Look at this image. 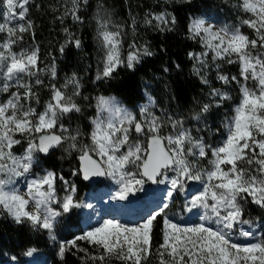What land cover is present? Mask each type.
<instances>
[{
  "label": "snow or ice",
  "instance_id": "snow-or-ice-1",
  "mask_svg": "<svg viewBox=\"0 0 264 264\" xmlns=\"http://www.w3.org/2000/svg\"><path fill=\"white\" fill-rule=\"evenodd\" d=\"M87 2L83 0V4ZM30 3L31 0H0V17L3 18L0 33L5 34L0 39V92L9 94L0 102V209L18 224L28 222L34 229H46L51 234L56 218L61 215L53 205L64 213L75 207L91 208V204L74 200L75 185L62 175L51 171L33 174L38 154L47 155L50 150L68 143L66 151L79 153L80 166L72 175L82 174L85 180L94 176L110 177L118 185L111 199L124 201L151 181L170 183L165 197L168 200L173 197V191L182 190L187 181H199L202 190L186 199L185 210L203 211L199 216L201 223L192 226H182L168 218V203L158 206L138 223L107 219L67 245L61 244V257L71 247L84 252L90 264H113L114 261L149 264L153 255L154 223L163 217L162 243L155 249L159 264H264V237L248 244H238L231 239L238 228L242 237L256 235L243 228L251 223L243 219V205L249 197L253 204L264 209V0H240L238 5L249 16L241 23L253 30L255 38H250L239 26L214 28L200 19L193 20L189 26L191 37L199 38L206 49L201 53H189L196 61L193 74L200 77L202 84H209L204 71L209 67L206 59L209 52L213 54V62L239 64V78L220 74V64L215 65L216 78L224 85L236 82L240 91V102L226 122V138L216 146L193 137L181 120L171 116L166 124L172 131L163 135L165 122L148 107L141 108L137 118L122 108L115 97L103 96L97 98V115L91 121V143L82 145L79 129L73 131L63 123L73 113L82 112L76 100L81 95L82 85L75 74L60 87L49 86L51 98L43 111L32 107V101L38 103L33 78L35 85L44 86L39 77L44 69L38 67V49L19 54L13 51L23 34L33 27L26 19ZM71 5L64 15L70 14L73 21L82 22L78 15L81 0H71ZM152 19L167 23L164 13ZM61 20L63 22V18ZM96 23L97 37L105 51L103 69L98 72L97 80L111 78L121 66L134 69L142 56L152 55L147 47L133 42L128 45L126 57L122 58L121 26L112 31L106 11L99 10ZM150 23L146 17L145 24ZM135 24L133 18V33ZM64 31L68 35L66 45L71 43L80 48L81 41L67 28ZM66 45L61 46V52ZM50 74L55 78L54 65ZM248 81L254 82V87H249ZM69 88L71 92L66 91ZM209 95L217 107L231 99L226 91L216 88ZM211 107V103L204 104L201 112L206 113ZM193 118L199 119V115ZM23 141L26 147L23 154L18 155L15 146ZM94 155L98 159H94ZM204 159L210 167H199ZM168 172L174 176L169 178ZM162 176L164 179H159ZM21 177L26 183L23 193L15 187ZM57 182L64 185L62 198L58 196ZM212 224L216 227H211ZM77 240L86 241L98 254L79 248ZM27 254L30 255L31 250Z\"/></svg>",
  "mask_w": 264,
  "mask_h": 264
},
{
  "label": "trees",
  "instance_id": "trees-1",
  "mask_svg": "<svg viewBox=\"0 0 264 264\" xmlns=\"http://www.w3.org/2000/svg\"><path fill=\"white\" fill-rule=\"evenodd\" d=\"M239 3L240 0H88L87 4H83L81 0L78 15L82 22H75L70 14L64 15L72 7L71 0H31L26 19L32 22L33 27L13 46V50L23 52L38 49V67L44 69L39 73V77L44 81V86L35 85L33 78V91L37 93L38 103L34 100L31 106L43 111L51 98L49 86L55 84L60 87L75 74L82 85L81 95L76 97L82 112L73 113L65 118L63 123L73 131L79 129L82 133L79 142L82 145L91 143L89 133L93 127L91 121L97 115V98L113 96L137 118L143 107H148L149 111L161 117L165 122L163 135L172 131L170 125L166 124L167 118L171 116L181 120L184 128L188 129L193 137L202 138L208 144L216 146L226 138V122L232 117L235 105L240 102V91L236 82L224 85L216 78L215 65L220 64V74L229 78L232 76L239 78V64L213 62V54L209 52L206 57L209 67L204 70L209 84H202L200 77L193 74V65L196 61L189 57V53H201L206 49L199 38L191 37L189 26L195 19L213 17L230 28L239 26L250 38H255L253 30L241 23L249 16L238 7ZM98 10L106 11L111 20L112 31L117 30L116 26H121L122 58L126 57L128 45L133 42L138 46L147 47L152 55L142 56L141 62L134 69L121 66L111 78L97 80L98 72L103 69L102 61L105 55L97 37ZM161 13L165 14L167 23H159L152 19ZM146 17L151 20L150 24H145ZM133 18L136 21L134 33ZM66 28L74 38L81 41L80 48L71 43L66 45L68 40V35L64 31ZM63 45L66 46L61 52ZM53 65L56 71L55 78L50 74ZM248 86L254 87V82L248 81ZM213 88L226 91L231 99L219 107L215 106L209 95ZM12 90L15 89H10ZM20 91L23 92V89ZM66 91L71 92V88ZM8 95L0 92V102L6 100ZM210 103L212 104L210 110L202 113L203 105ZM197 115L199 119H194L193 117ZM67 146L68 143H65L46 158L38 154L36 169L39 173L43 175L46 171H51L62 175L65 180H71L72 174L66 171L65 166L68 167L71 162L78 166L79 153L72 151L69 157H64ZM24 147L26 141L15 146L16 154L22 155ZM209 166L207 159L199 164L202 168ZM74 185L76 188L74 200L78 202L91 186L85 184L79 174L75 177ZM64 195L62 191L59 197L62 198ZM180 203L181 199L173 196L166 211L176 210L175 206ZM243 206V219L260 221L262 233L259 239L264 237V209L253 204L250 197ZM54 208L60 211L61 215L55 220L51 234L46 229H34L28 222L18 224L6 211L0 209V264L13 259L24 261L30 250L41 257L42 261L46 260V264H90L85 253L78 251L77 248L68 247L61 257V244L67 245V242L91 229L84 227L83 219L76 208L70 209L67 213L57 205H54ZM162 229L163 217H160L158 222L154 223L153 255L149 264H159V255L155 249L162 243ZM77 245L93 255L98 254L86 241L77 240ZM113 264L119 262L114 261Z\"/></svg>",
  "mask_w": 264,
  "mask_h": 264
},
{
  "label": "rangeland",
  "instance_id": "rangeland-1",
  "mask_svg": "<svg viewBox=\"0 0 264 264\" xmlns=\"http://www.w3.org/2000/svg\"><path fill=\"white\" fill-rule=\"evenodd\" d=\"M203 21H205L206 24L213 25L214 28H220L225 26L218 18L210 17L207 19H203ZM2 22L3 18H1L0 23ZM4 35L5 34L0 33V39H3ZM13 51L17 54L23 52L20 50ZM116 100L119 102L117 98ZM119 105L122 108L129 110L120 102ZM106 115L107 113H105V116ZM67 148L68 146L66 147V149ZM70 154L71 152L65 150L63 156L69 157ZM94 157L98 159V157H96L95 155ZM69 164L70 165L68 167L65 166L67 172L72 174L73 171L78 170V166H75L74 163L71 162ZM36 168L37 161L33 166V174L42 175ZM167 176L171 178L174 176V173L168 172ZM75 177L76 175H72V179L69 180L73 184ZM159 179H164V177H159ZM18 180L19 182L15 185V187L18 191L23 193L26 190L25 180L23 177L18 178ZM63 187L64 185L61 182H57L58 196L63 191ZM170 188L171 185L168 182L164 184H148L144 185L142 190L131 193L128 199L124 201L113 200L111 199V197L115 195V193L118 191V185L110 177L106 176L104 180H102L95 186L91 187L87 192H85L82 199L78 201L84 205L91 204L92 207L88 208L82 206L75 208L83 219L84 227H89L90 229H94L95 227L99 226L104 220L107 219H115L121 221L122 223L134 224L138 223L143 217H146L153 210L158 209V206H161L163 203H168L169 205L173 197L168 200H165V197ZM199 190H202V185L199 181H187L184 184L182 190L178 189L173 191V196L179 197L181 199V203L175 206L176 210L166 211L167 217L170 218L174 223L180 224L182 226H192L201 223L199 216L203 210L197 211L196 209H193L191 212L185 210L186 199L190 198L191 195L196 194ZM29 210H31V208H29ZM250 222V224L243 225V228L244 230L254 232L256 234L254 237L245 238L240 236L238 228L237 232L231 237V239L237 243H251L259 239L262 233V223L260 221ZM210 226L213 228L216 227L215 224H212ZM3 264H46V260L42 261L41 257H39L37 254L31 253L24 261H18L13 259L10 261H6Z\"/></svg>",
  "mask_w": 264,
  "mask_h": 264
},
{
  "label": "water",
  "instance_id": "water-1",
  "mask_svg": "<svg viewBox=\"0 0 264 264\" xmlns=\"http://www.w3.org/2000/svg\"><path fill=\"white\" fill-rule=\"evenodd\" d=\"M58 148H59V147H58ZM58 148H54V149L50 150V153L47 154V155H45V154H43V153H40L39 155H40L41 157H43V158H46L47 156H49L52 152H54V151L57 150ZM93 158H94V159H97V158H95L94 156H93ZM79 166H80V162H79V160H78V169H79ZM105 177H106V176H94V177H90L89 179L85 180V179H83V175L80 174V178H81V180H82L85 184H87V185H89V186H91V187L95 186L96 184H98L99 182H101L102 180H104ZM147 183H148V184H151V185L154 184V183H152L151 181H147Z\"/></svg>",
  "mask_w": 264,
  "mask_h": 264
},
{
  "label": "built area",
  "instance_id": "built-area-1",
  "mask_svg": "<svg viewBox=\"0 0 264 264\" xmlns=\"http://www.w3.org/2000/svg\"><path fill=\"white\" fill-rule=\"evenodd\" d=\"M218 25V24H217ZM219 26V25H218Z\"/></svg>",
  "mask_w": 264,
  "mask_h": 264
},
{
  "label": "bare ground",
  "instance_id": "bare-ground-1",
  "mask_svg": "<svg viewBox=\"0 0 264 264\" xmlns=\"http://www.w3.org/2000/svg\"><path fill=\"white\" fill-rule=\"evenodd\" d=\"M201 20V19H200Z\"/></svg>",
  "mask_w": 264,
  "mask_h": 264
}]
</instances>
